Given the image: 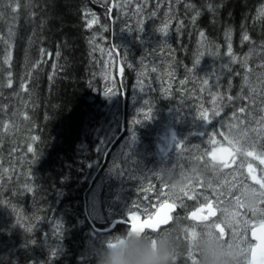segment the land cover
Wrapping results in <instances>:
<instances>
[{"label": "trees", "instance_id": "trees-1", "mask_svg": "<svg viewBox=\"0 0 264 264\" xmlns=\"http://www.w3.org/2000/svg\"><path fill=\"white\" fill-rule=\"evenodd\" d=\"M165 1L174 2L172 16L183 21L179 40H173L179 56L188 61L182 49L195 47L198 31L205 34L212 62L207 79L218 99L215 108L206 99L196 101L208 114L207 126L220 133L241 109L243 58L264 50V0ZM15 2L0 0V264H89L88 235L101 224L91 220L87 195L111 117L95 57L99 29L87 26L88 10L100 3L19 0L13 14L6 6ZM157 91L150 102L160 119L152 124L163 131L172 122L164 114L194 100L175 97L174 89ZM242 157L264 172L256 158ZM179 214L189 221L187 211ZM108 227L119 237L128 223L110 221ZM182 254L172 258V252L171 264H187Z\"/></svg>", "mask_w": 264, "mask_h": 264}, {"label": "rangeland", "instance_id": "rangeland-1", "mask_svg": "<svg viewBox=\"0 0 264 264\" xmlns=\"http://www.w3.org/2000/svg\"><path fill=\"white\" fill-rule=\"evenodd\" d=\"M98 1L99 8L88 10V21L95 19L92 26L99 29L94 40L95 57L104 92L117 94L107 96L111 117L87 195L91 220L101 224L88 235L87 253L94 258L89 264L109 262L106 245L119 237L109 230L108 224L125 218L134 205L141 209L147 205L149 211H154L159 203L172 201L188 212L210 200L218 209L216 218L199 225L185 222L179 214L171 227L157 235L159 242L168 246L170 254L176 253L172 258L183 253L187 264H249L256 244L250 230L264 224V172L242 155L253 152V156H247L256 158L264 168V50L245 55L248 60L242 70V103L237 108L244 104L245 111L228 118L217 133L197 116L203 109L196 97L206 99L213 108L218 99L213 83H203L212 67L205 35L202 38L197 32L195 47L190 51L182 49L180 54L188 56L186 61L174 46L173 40H179L181 28L176 13V18L172 16L174 2ZM140 5L143 10L136 14ZM153 11L154 17L150 15ZM114 21L117 23L110 27ZM139 21L144 22L142 32L138 31ZM165 23L167 37L158 32ZM105 30L111 34L106 35ZM198 53L203 56L194 75L186 69ZM118 60L124 67L121 80L117 75ZM181 80L185 81L183 85ZM172 89L175 97L194 101L182 104L172 114L165 113L172 122L166 130H156L152 123L159 121L160 114L150 102L151 92ZM146 99L149 105L144 104ZM149 106L151 118L144 120L139 116L141 122L133 125L138 109ZM218 225L222 226V233Z\"/></svg>", "mask_w": 264, "mask_h": 264}, {"label": "water", "instance_id": "water-1", "mask_svg": "<svg viewBox=\"0 0 264 264\" xmlns=\"http://www.w3.org/2000/svg\"><path fill=\"white\" fill-rule=\"evenodd\" d=\"M122 72H123V67H122L121 62L119 61L118 62V76L120 78L122 76ZM174 208H176V210L173 212ZM178 208H179L178 204L171 202V201H167L163 203L161 206H159L156 213L151 217L150 221H145L143 224H140L137 221L131 229H128L124 237H121L120 239L116 241L109 242L106 247L109 251L110 263L105 262L104 264H114L117 253L121 250L126 240L132 238L133 236H135L138 239L141 238L144 234L147 233L145 231V228H151L153 229V231L150 233L157 234L160 231H156V229L160 228L161 225H162L161 230L169 226L172 223L174 219V215L178 211ZM195 209H196L195 215L191 216L190 218L189 214ZM195 209L191 210L188 213V219L196 223H205L210 218L217 216V209L216 207H214V204H213V207H212V204L210 203H208L207 205L203 204V205L196 207ZM218 229L220 232H223L221 225L218 226ZM250 235L252 239L256 241V244L251 250L249 264H264V225H259V226L252 228ZM157 243H158L157 238H153L151 242V246L153 249L156 248Z\"/></svg>", "mask_w": 264, "mask_h": 264}, {"label": "snow or ice", "instance_id": "snow-or-ice-1", "mask_svg": "<svg viewBox=\"0 0 264 264\" xmlns=\"http://www.w3.org/2000/svg\"><path fill=\"white\" fill-rule=\"evenodd\" d=\"M6 7H8V8L11 10V12H12L13 14H17V13H18V10H19V0H16V2H15L14 4H13V3H9ZM142 10H143V5L138 6V7H137V13H136V14L141 13ZM84 15H87V13H85ZM150 15H151L152 17H154V16H156V12L153 11ZM196 15H199V13H197ZM261 15H264V9L261 10ZM195 19H196V16H193V17H192L193 22H195ZM95 22H96L95 19H92V20H90V21H87V26H88V27H91L92 24L95 23ZM139 23H140V28L138 29V31H139V32H142V31H143V24H144V22H143V21H139ZM180 24L182 25V24H183V21H181ZM177 31H179V27L177 28ZM158 32H159L163 37H167V36L169 35L168 24L165 23L164 26H163L162 28L158 29ZM204 35H205L204 32H200V36H201L202 38L204 37ZM249 39H250V37H249L248 35H244V36H243V40H244V41H248ZM164 46H165V47L168 46L166 41H165ZM228 55H229V56H232V46H231L230 43H229V45H228ZM202 56H203V53H198V55H197L196 59L194 60L192 66H191V67H188V68L186 69V71H187L188 73H192V74H194V75L196 74V73H195V68H196L197 65L200 64V62H201V57H202ZM232 59H233V61H235L236 58H235L234 56H232ZM247 60H248V57H245L243 63L246 64V63H247ZM261 67H264V65H261ZM152 71L155 72L156 69L153 68ZM142 75H143V73H142ZM170 75H171V73H170ZM180 83L183 85V84L185 83V81L181 80ZM203 83H204V84H208V83H209V80H208V79H205V80H203ZM245 83H248V78H247V76H245ZM115 94H117V93H116V92H111V93H109V92H105V93H104L105 96L115 95ZM228 99L231 100L232 97L229 96ZM144 104H145V105H149V104H150L149 100H147V99L144 100ZM244 111H245L244 108H241V109H240V112H244ZM151 113H152V107H151V106L147 107L146 109H145V108L138 109V116L135 117V118H133V120H132V124H133V125H136V124H139V123L141 122V119L139 118V116H143V119H144V120H148V119H150V118H151ZM219 114H220L219 111H215V112L213 113V115H219ZM197 116H198L200 119L204 120V121H210L209 118H208V114H207L206 111H200V112L198 113ZM33 139H37V137H33ZM180 146H181V144H178V145H177V147H180ZM27 151H28L29 153H32V152H33V148H32L31 146H29L28 149H27ZM247 155L253 156L254 153L251 152V151H248ZM158 195H159V194H158ZM209 203L212 204V207H213V203H212L211 200L209 201ZM159 206H160V203H159V205L155 208L154 211H149V206H147V205H146L143 209H141L138 205H134L133 208L129 209L128 212L126 213V217H125V219H126V221L128 222V229H131L137 221H138L140 224H143L145 221H150V220H151V217L156 213V211H157V209L159 208ZM205 207H206V206H205ZM175 210H176V208H174L173 212H174ZM173 212H172V213H173ZM172 213H170V214H172ZM195 213H196V209L193 210V211L189 214V217L191 218V216H194ZM142 217H143V219H142ZM125 219L118 220L117 223H124V222H125ZM160 230H161V226H160V228H157V229H156V231H160ZM30 231H31V229H30ZM145 231H146V232H152L153 229H151V228H145ZM32 243H35V241H32ZM55 255H56V253H55V251H53V252H52V256H55Z\"/></svg>", "mask_w": 264, "mask_h": 264}, {"label": "clouds", "instance_id": "clouds-1", "mask_svg": "<svg viewBox=\"0 0 264 264\" xmlns=\"http://www.w3.org/2000/svg\"><path fill=\"white\" fill-rule=\"evenodd\" d=\"M114 264H171L170 249L163 242H158L153 249L150 243L133 236L117 253Z\"/></svg>", "mask_w": 264, "mask_h": 264}, {"label": "flooded vegetation", "instance_id": "flooded-vegetation-1", "mask_svg": "<svg viewBox=\"0 0 264 264\" xmlns=\"http://www.w3.org/2000/svg\"><path fill=\"white\" fill-rule=\"evenodd\" d=\"M146 240L149 242V239L146 238Z\"/></svg>", "mask_w": 264, "mask_h": 264}, {"label": "bare ground", "instance_id": "bare-ground-1", "mask_svg": "<svg viewBox=\"0 0 264 264\" xmlns=\"http://www.w3.org/2000/svg\"><path fill=\"white\" fill-rule=\"evenodd\" d=\"M205 49V48H204Z\"/></svg>", "mask_w": 264, "mask_h": 264}]
</instances>
